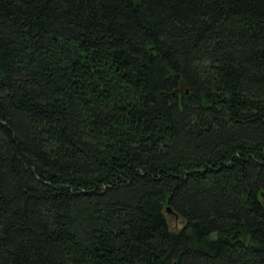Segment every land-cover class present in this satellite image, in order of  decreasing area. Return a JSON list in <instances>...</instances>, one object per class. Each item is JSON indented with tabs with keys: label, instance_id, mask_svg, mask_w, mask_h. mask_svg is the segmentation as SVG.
Wrapping results in <instances>:
<instances>
[{
	"label": "trees",
	"instance_id": "obj_1",
	"mask_svg": "<svg viewBox=\"0 0 264 264\" xmlns=\"http://www.w3.org/2000/svg\"><path fill=\"white\" fill-rule=\"evenodd\" d=\"M0 264H264V0H0Z\"/></svg>",
	"mask_w": 264,
	"mask_h": 264
}]
</instances>
